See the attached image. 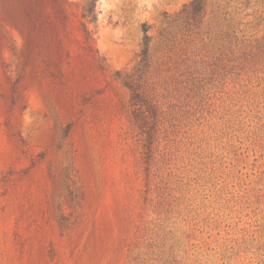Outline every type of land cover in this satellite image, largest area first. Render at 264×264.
Segmentation results:
<instances>
[{
    "label": "rangeland",
    "instance_id": "1",
    "mask_svg": "<svg viewBox=\"0 0 264 264\" xmlns=\"http://www.w3.org/2000/svg\"><path fill=\"white\" fill-rule=\"evenodd\" d=\"M85 2L0 0V264H264V0Z\"/></svg>",
    "mask_w": 264,
    "mask_h": 264
},
{
    "label": "trees",
    "instance_id": "2",
    "mask_svg": "<svg viewBox=\"0 0 264 264\" xmlns=\"http://www.w3.org/2000/svg\"><path fill=\"white\" fill-rule=\"evenodd\" d=\"M99 0H86L84 7H83V16L86 18L89 22H96L97 19V3ZM202 9V5L199 4L198 10L200 11ZM198 12V11H197ZM145 36H144V47L142 51V55L144 58H147L149 53V44L151 41V37L149 35V27L144 25L143 27Z\"/></svg>",
    "mask_w": 264,
    "mask_h": 264
}]
</instances>
